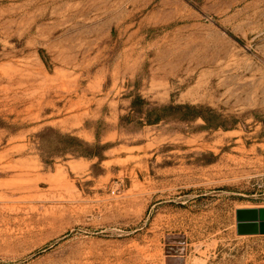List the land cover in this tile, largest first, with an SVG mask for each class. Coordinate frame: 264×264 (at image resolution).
<instances>
[{
  "label": "rangeland",
  "instance_id": "374dc122",
  "mask_svg": "<svg viewBox=\"0 0 264 264\" xmlns=\"http://www.w3.org/2000/svg\"><path fill=\"white\" fill-rule=\"evenodd\" d=\"M264 0H0V264H264Z\"/></svg>",
  "mask_w": 264,
  "mask_h": 264
},
{
  "label": "water",
  "instance_id": "95a60500",
  "mask_svg": "<svg viewBox=\"0 0 264 264\" xmlns=\"http://www.w3.org/2000/svg\"><path fill=\"white\" fill-rule=\"evenodd\" d=\"M236 231L264 232V206L236 209Z\"/></svg>",
  "mask_w": 264,
  "mask_h": 264
},
{
  "label": "trees",
  "instance_id": "16d2710c",
  "mask_svg": "<svg viewBox=\"0 0 264 264\" xmlns=\"http://www.w3.org/2000/svg\"><path fill=\"white\" fill-rule=\"evenodd\" d=\"M240 209H243V208H240Z\"/></svg>",
  "mask_w": 264,
  "mask_h": 264
}]
</instances>
